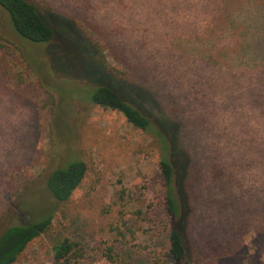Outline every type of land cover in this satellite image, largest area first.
<instances>
[{
    "label": "rangeland",
    "instance_id": "1",
    "mask_svg": "<svg viewBox=\"0 0 264 264\" xmlns=\"http://www.w3.org/2000/svg\"><path fill=\"white\" fill-rule=\"evenodd\" d=\"M30 1L56 38L20 39L0 8V235L44 205L57 211L15 264H53V246L66 238L88 264H264V0L224 10L222 21L228 14L239 28L233 35L217 19L218 0ZM61 43L72 51L63 58ZM95 79L175 131L183 263L169 252L176 221L159 143L93 105ZM77 158L87 174L69 203L57 204L46 180Z\"/></svg>",
    "mask_w": 264,
    "mask_h": 264
},
{
    "label": "trees",
    "instance_id": "2",
    "mask_svg": "<svg viewBox=\"0 0 264 264\" xmlns=\"http://www.w3.org/2000/svg\"><path fill=\"white\" fill-rule=\"evenodd\" d=\"M231 0L219 1L217 8V19L220 23H224L227 27V34H236L238 26L234 25L228 18L225 22L222 21L224 14L228 12L233 4ZM0 8L6 11L11 20L13 31L20 39L31 41L34 43H51L56 38V29L49 24L45 19L42 10L33 1L30 0H0ZM235 8V6H234ZM224 10H227L224 12ZM230 16V14H229ZM55 30H54V29ZM239 29V28H238ZM264 31V27H262ZM62 50L60 57L63 58L64 54L72 52L61 43ZM247 44H241L239 51L236 53V60L241 61V49L246 48ZM96 51L99 56H102L100 48L95 45ZM232 65L233 62L229 58ZM207 64H212L219 67L218 61H210ZM250 58L247 57L245 61L249 62ZM64 67L69 65L65 62ZM90 63H87L89 66ZM223 67L221 64L220 68ZM223 69L228 70L227 67ZM231 71H239L234 66ZM95 86L90 91V102L103 109H111L121 113L127 122L134 127L141 129L146 133H151L157 139L161 149L160 169L164 179L165 190V203L167 211L172 221H176V225H172L169 234V252L172 259L176 263H183L187 254V247L185 244L184 230L178 224L182 223V187L177 184L181 181V164L171 159L172 156H178L177 150L173 147V143L177 139L175 131L164 124L162 121L154 119L151 114L143 108V105L138 100H133L122 93V91L115 89L109 85L105 80L95 79ZM126 97V98H125ZM57 115L53 116V120ZM182 162V161H180ZM88 171L87 164L80 160L74 159L65 162L62 166L54 169L46 180L44 192L57 204L66 205L69 203L75 190L81 185ZM50 205V204H49ZM48 205V206H49ZM44 210L41 212H32L33 219L29 222H16L3 230L0 235V264H15L19 257L24 253L28 246L43 234L48 233L52 229L54 215L56 209L54 207H47L44 205ZM46 207V208H45ZM112 248L108 249L111 252ZM53 264H88L85 259L83 248L80 243L66 238L53 246Z\"/></svg>",
    "mask_w": 264,
    "mask_h": 264
}]
</instances>
